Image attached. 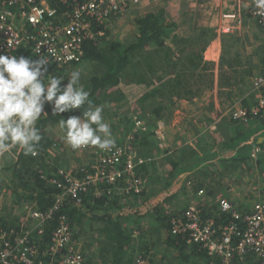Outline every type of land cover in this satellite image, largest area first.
<instances>
[{
	"label": "built area",
	"instance_id": "built-area-1",
	"mask_svg": "<svg viewBox=\"0 0 264 264\" xmlns=\"http://www.w3.org/2000/svg\"><path fill=\"white\" fill-rule=\"evenodd\" d=\"M144 0H0V54L16 56L17 50L29 44L38 58L48 61L50 67L63 68L80 62L85 55L84 45L89 39L103 35L101 24L110 16H129L131 9H138ZM61 3L69 17L61 22ZM210 4V2H209ZM57 5V6H56ZM212 5V4H211ZM222 11L219 29L231 33L232 27L249 17L258 27L264 42V15H258L254 0H220ZM138 11H140L138 9ZM145 11V12H144ZM141 11L146 13V10ZM63 21V20H62ZM230 23L232 26H227ZM7 42L10 46L7 45ZM48 72V70H47ZM45 73V75L47 74ZM253 89L258 93V103L247 109L240 107L233 117L245 121L252 113L264 108V72L252 78ZM134 133L125 141H115L109 150L94 146L89 149L93 160L86 166L59 167L56 175L45 179L59 190L52 208L44 211L29 203L27 217L33 222L20 228L6 226L0 215V264H86L85 253L76 240L68 217L61 215L58 225L45 238V225L56 214L62 201L68 197L81 203L85 194L93 191L102 194L140 195L146 190L145 181L137 174V168L152 160L134 143L138 129H145L136 117ZM256 151L251 153L254 158ZM255 159V158H254ZM80 171V172H79ZM190 186V182H187ZM199 188L197 194L206 195ZM219 210L227 214L224 221L204 218L206 203L196 201L171 223V233L181 235L188 245H198L202 258L195 264H264V202L253 204L248 210H239L233 201L218 197ZM133 264H158L152 257L138 254Z\"/></svg>",
	"mask_w": 264,
	"mask_h": 264
},
{
	"label": "trees",
	"instance_id": "trees-1",
	"mask_svg": "<svg viewBox=\"0 0 264 264\" xmlns=\"http://www.w3.org/2000/svg\"><path fill=\"white\" fill-rule=\"evenodd\" d=\"M57 4H60L59 6L56 5L60 10H69L63 4ZM60 18L63 21L69 20L68 16H61ZM115 18H118V16H110L106 23L101 24L100 30L107 33V23ZM134 22L135 33L132 39H109L105 33V35L89 39L85 42V55L80 62L71 63L63 68L50 67L44 77L45 82L52 76H57L63 77L62 86L66 85L69 74L74 70H79L81 72L80 83L90 93L89 100L93 108L101 104L122 100L123 93L119 85L123 82L127 83L134 94V98L136 97L141 102L150 100L149 98L155 96L159 90H162V92L167 90L170 81L168 82L166 77L171 74H175L178 82L182 83L183 76L180 74V69L184 61L177 62L176 58L181 59V57L179 53L173 56V48L168 44L170 39L175 42L174 38L178 37L176 33L172 34L175 30L174 24L166 18L162 10L158 9L140 14ZM16 56H24L33 60L39 59L29 44L21 46L17 50ZM191 57L188 59L189 64L194 65L196 68L197 63L193 60L194 54ZM83 66H90L93 69L85 71L86 69ZM177 67L179 68L176 69ZM142 84H145V89H147L143 94L137 90V87ZM258 99L259 97H257L254 106L258 103ZM88 108L89 104L86 103L80 109L53 114L52 106L49 104L46 112L41 114L36 124L42 136L41 141L36 146L37 155H25L22 151L17 150L15 160L12 159V161L6 163L0 161V182L5 184L23 204L26 203V206L31 203L38 209L46 211L55 204L60 190L44 177V175L54 176L58 170V167L49 160L52 157L49 153L50 147L58 143H56L50 130L52 126L60 123L61 120H66L72 116L83 118V111ZM254 118L257 125L250 129L249 127L252 126L251 123ZM233 121L239 123L237 127L233 128L235 135L225 139L218 146L214 144V148L208 153L206 152L203 161L197 159V166L205 164V166L211 167L210 163H212L213 158L218 157V160L222 163L233 162L235 164L233 168L236 167L237 169L241 165L249 164V160L252 158L251 151L264 148V142L258 143L259 137L254 135L256 132L263 131L261 134L264 136V108L252 113L245 121L235 118ZM223 147L231 148L234 155L230 158L218 155V151ZM143 153L147 156L149 154L144 151ZM193 156H196L194 152ZM147 163L149 162L143 163L137 168L138 175H140V170L146 168ZM172 164L175 166L176 172H171L173 179L166 182V190L161 196L162 200L151 203L152 200L146 198L145 202L137 207L122 202L113 192L96 196L93 191L85 194L81 203L76 202L71 197L64 199L56 210V215L45 225L46 240L49 239L51 230L58 225L59 217L64 214L68 217L70 225L76 228V234L78 227L86 222V219L91 222L103 223V227L100 229L101 232L105 233L106 238L104 237V241H101V243H104L103 247L106 251L103 250L99 255H101V259H104V255L111 249L109 254V256H112L111 260L99 261L95 259V254L91 252L90 245L84 244L86 264H133L136 255L144 251L146 253L143 254H148L152 248H157V244L160 243L176 249L180 254L178 258L180 261H184L185 264H195L190 261L189 257L194 255L196 258H202L203 254L199 251V246L188 245L183 236L171 233L172 219L178 214L169 210L170 207L159 205L161 201L167 202V197H169L167 188L171 187L172 182L179 179L183 183L187 177L180 176L187 167L185 163L173 162ZM193 168L187 170L191 171ZM207 189L210 190L209 187ZM145 193L146 191H143L141 195H145ZM203 210L205 211L203 212L204 218L212 217L217 221H224V217L227 215L219 210L216 203L209 205V202H207ZM149 216L152 219L154 218L155 227H153V230L152 227L146 229L141 225V219L149 218ZM122 217L126 221L121 222ZM3 220L6 226L20 228V224L16 220L12 221V224L7 223L4 218ZM73 230L75 231V229ZM155 234H157V237Z\"/></svg>",
	"mask_w": 264,
	"mask_h": 264
},
{
	"label": "rangeland",
	"instance_id": "rangeland-1",
	"mask_svg": "<svg viewBox=\"0 0 264 264\" xmlns=\"http://www.w3.org/2000/svg\"><path fill=\"white\" fill-rule=\"evenodd\" d=\"M147 1L148 0H144L142 3L146 12H148V9L150 11L157 9L162 10L166 18L175 26V30L173 32H175L178 37L174 38L175 42H172L170 39L168 44H170L173 48V56H175L176 53H179L181 59L176 58L177 62L181 63L184 61L183 65H181L182 68L180 69V74L183 76V81L182 83H179L175 74L167 76L166 80L168 82L170 81V84L167 85V90L163 92L162 90H159L155 96L149 98L150 100H144L143 102L139 101L137 98H134V94L131 92L127 83L123 82V87L120 88V90L123 93L122 100L125 99V97L126 99L102 106V116L104 121L110 125L112 137L117 142L124 141L128 135L134 133L133 131L136 126L135 118L138 117L142 121L145 130L138 129V133L135 136L134 142L140 149L148 150V156L154 160V158H156L155 154L157 155L158 153L156 149L154 150V148H157V146L161 144L157 142L155 138L156 134L160 135L161 129L164 128L165 130V126L169 121L175 120L178 122L181 120L185 125H188V130L185 129L180 132L182 135L185 133L188 135H192L193 133V135H195L191 128L193 127L195 130L199 129V139L202 141L203 139H206V147H209L210 143L208 140L212 139L213 135L216 137V135L220 134L221 141H223V136H234L235 131L233 128L237 127L239 123L233 121V113L237 111V106L239 105L237 104V100L241 97L239 93L231 90L229 87H225V89L223 87L219 88L218 94L222 100L220 101L221 104L219 106L217 105V109L215 105L209 102V100H204V102L207 101V104L203 106L198 104L200 99L193 100L191 98H197L199 94L202 93V90L204 91V89H207L210 86L211 90L214 86L213 84L215 78L207 73L211 68H213V60H209V62L203 64L204 55L216 59L218 57L221 59V61L228 63V66H230V63L241 64L244 60L250 62L251 58H254L255 55H258V59H260V61L262 60L261 57H264V50L261 43L262 40L258 33L256 34V28L254 29L253 40L251 43H249L250 45H247L243 42L246 40L247 36L250 38V33L248 32L251 28L256 26L255 23L253 20L247 17L246 24L244 23L243 25V23H237V25H234L232 29H230L231 33H226L222 31L223 28L219 29L220 23L216 25L215 21H211V19H217L218 22H221L220 13L222 11V7L220 6V0H156L150 6H147ZM138 6H140L138 8L139 10L144 8L141 5ZM138 9L135 8V10H130L132 16H118V18L111 19L106 25L107 33L103 30L107 38L132 39L135 33L134 20H136L140 14H143V12H138ZM62 15L66 16L63 13ZM203 17L206 18L207 22L209 19V24L211 26L208 28L202 25L201 21ZM60 21L65 22L62 20ZM227 24L229 27L232 26L230 23ZM181 28L184 30L183 33L179 32V29ZM173 32L172 34H175ZM193 54L194 61H197L196 68L194 65L189 64L188 60ZM255 64H249L251 73L253 71L254 73L259 72L261 69V63L259 66H255ZM86 66H83L84 69H86L85 71L93 69V67L88 66V68ZM178 68L179 67L176 69ZM229 68L226 71H221L222 77L220 76V84H228L229 86L231 85L230 83L234 84L233 87H235V89L241 88V93L248 96V102H252L251 99L256 94L250 90L252 89L251 86L247 87V81H245L244 84L241 83L240 80L242 79H239L241 78L239 73H234ZM219 69L222 68L219 66ZM222 78L225 80V83H223ZM237 82L240 83L241 87L237 84ZM140 89H142V92L145 91V84H142L141 87H137L139 93H142ZM186 98H190L191 100L187 101L188 103H186ZM205 99H207V97ZM185 105V110H183L182 108ZM48 106L49 103L46 102L42 114L46 112ZM207 108H209V110H207ZM256 123L257 121L254 118L251 125ZM154 126L156 128L155 132H153ZM50 132L57 143L60 136H58L55 128H51ZM157 138L160 139L159 137ZM225 139L227 138L224 137V140ZM53 147L54 145L50 147L51 150L49 153L52 157L49 158V160L56 167H67L68 164L65 162L70 161L68 158L69 156L73 157V160H75L74 162L76 163L75 165L77 166V169L80 166H86V164H77L78 159L81 158V156H78L80 153L79 149L74 151L73 149L70 150L68 148V150L64 149L61 151V153H59L53 150ZM16 151L17 149L13 148L10 153L0 156V161L2 163H6L8 161H12V159L15 160L17 156ZM83 153L87 154V152ZM254 158L256 159V162L260 164V169H264V151L262 149L257 150V152H255ZM85 160H87V158ZM234 165L235 164L233 162L225 164L223 162L221 167H215V164H212L211 168L210 166L204 167V173H206V176L209 178L212 176L211 179L216 183L215 187L219 186L220 191L221 187H223L222 194L216 195L217 198L221 196L230 199L241 211L252 208L253 204L259 201L264 202V198H262L264 195V188H262V190L254 188H259V185L262 186V183L256 184V181L264 177V171L255 173V175H253V173L250 174L246 172L245 166H247V164L241 165L239 168H237V170L236 167L233 168ZM149 168V171L148 168H146V170H143L139 173V176L145 181V195H141L142 193L139 196L138 194L134 193L129 195L116 193L115 195L119 197L118 199L124 203H128L129 200H133L137 201L139 204L143 203L146 198L153 200L158 199V197L163 194V189H165L166 186L161 185L160 183L157 184L156 178L151 179L146 176L148 173H151L150 176H155L153 171L156 168ZM159 169L162 172V167ZM238 170L241 171L240 174H235V172H238ZM225 172H228L227 175L229 176H227ZM262 180L264 182V178ZM187 182H190V185L193 186L191 180H186V183ZM217 198L213 202H209V205L216 203ZM159 205L166 207V203L163 201H161ZM209 211L211 212V210ZM0 214L6 220V222L10 224H12L14 220H16V222L19 224H21L22 221L25 224L33 222L27 217L26 203L23 204L22 201L15 197V194H13L12 191L1 182ZM145 219L146 218L141 219V225L144 228L148 229L152 226L155 227L151 220H148V222H143ZM84 223L78 227V236L76 234V228H73L75 229L74 233L76 240L82 249L84 248V244L90 245L91 252H93L95 255H99V249L101 246L103 247L104 243L98 242L97 236L93 237L94 232L100 230L98 228L97 230L93 231L94 228H97L98 224L96 223L97 225L95 226L94 222L91 221ZM136 233H138V231H136ZM155 236L157 237V234H155ZM143 253H146V251ZM143 253L141 254L144 256L154 258L158 264H185L184 261H180V259H178L180 254L176 249H173L163 243L157 244V248H152L148 254ZM96 257L101 259L99 256ZM189 259L191 262H194V255H190Z\"/></svg>",
	"mask_w": 264,
	"mask_h": 264
},
{
	"label": "clouds",
	"instance_id": "clouds-1",
	"mask_svg": "<svg viewBox=\"0 0 264 264\" xmlns=\"http://www.w3.org/2000/svg\"><path fill=\"white\" fill-rule=\"evenodd\" d=\"M254 4L257 14L264 15V0H254ZM62 13L67 12L63 9ZM7 45L10 46L8 42ZM47 65L48 61L41 58L0 54V156L13 148L25 155H37L36 146L42 136L36 124L46 102L51 104L53 114L89 104L83 118L72 116L60 121V127L65 130V142L72 149L114 147L110 125L102 116L103 107L91 106L90 93L80 83L81 72L72 71L68 83L62 86L63 77L52 76L45 82Z\"/></svg>",
	"mask_w": 264,
	"mask_h": 264
},
{
	"label": "crops",
	"instance_id": "crops-1",
	"mask_svg": "<svg viewBox=\"0 0 264 264\" xmlns=\"http://www.w3.org/2000/svg\"><path fill=\"white\" fill-rule=\"evenodd\" d=\"M155 1L156 0H151V1L148 0L147 1V6H150ZM143 10H145V7L142 8V10H140L138 12H141ZM148 11H150V10L148 9ZM129 16H132V14L129 15ZM204 17L202 18V21H201L202 25L204 27L208 28L209 26H211L209 24V19H208V22H207L206 18H204ZM211 21H215L216 25L219 24L217 19H215V20L211 19ZM246 21H247V17L245 16V21H244L245 24H246ZM255 28H256V34L258 33V35L260 36L259 31H258L259 30L258 27L254 26L248 32V33H250V38L247 36L246 40L243 41L245 44L250 45L249 43L252 42ZM251 31H253V32H251ZM179 32L183 33L184 30L181 28V29H179ZM173 33H175V32H173ZM260 38H261V36H260ZM261 40H262V38H261ZM261 43H262V47H263V50H264V42L262 41ZM263 53H264V51H263ZM196 55H198V54H196ZM258 58H259L258 55H255L254 58H251L250 62H247V61L244 60L243 63H241V64L230 63V66H228V63L221 61V59H219L218 57L216 59V58H213V57L210 58L207 55H204L203 64L206 63V62H209V60H213L212 61L213 68H211L210 71L207 72V73L212 75V77L215 78L214 84H213L214 86L212 87L211 90H210L211 86L209 88H207V89H204V91L202 90V93H200L197 98L193 97L191 99H193V100L194 99H200V102L198 104L199 105H203V106H205V104H207L206 103L207 101L204 102V100H209V102H211L213 105H215V107L217 109V107L221 104L220 101L222 100V98L218 94V89L221 88V87H223L224 89H225V87H229V88H231V90L236 91L241 96L237 100V104H239L237 106V109L240 108V107H245L247 109L255 107L257 105V103L255 104V106H254V103L257 100L258 95H257V92L254 91V89H253L252 78H253V76L255 74L264 72V57H261L262 58L261 61ZM195 62L197 63V61H195ZM259 62L262 64L260 71L256 72V73H254V71H253L251 73V69L249 68V64H255L256 63L255 66H259V64H260ZM214 64H215V68H214ZM200 66H199V68H200ZM219 66L222 69H219ZM228 68L230 70H232L234 73H239V75L241 76V78H239V79H242V80H240L241 83L244 84L245 81H247V84H248L247 87L251 86L252 89H250V90L252 92H255V94H256L251 99L252 102H248V100H247L248 96H246V94L244 95L243 93H241V88H238V89L236 88L235 89V87H233L234 84L230 83L231 84L230 86L228 84H224V85L222 83L220 84V76L222 77V72L221 71H223V70L226 71V70H228ZM222 81H223V83H225V80H223V78H222ZM237 84L241 87L239 82H237ZM122 87H123V84H120L119 88H122ZM139 87H141V85H139ZM140 90L142 92V89H140ZM146 90L147 89H145V91H143L142 94L144 92H146ZM244 96H246V97H244ZM206 97H207V99H205ZM186 99H187L186 103H188L187 101L191 100L190 98L189 99L186 98ZM104 105H106V104H101L100 106H104ZM185 107H186V105L183 106L182 109L185 110ZM207 110H209V108H207ZM255 125L256 124H253L249 128L251 129ZM186 126H187V128H186ZM53 128H55L58 136H60L59 137L60 139L58 138V140H59L58 143L54 144L53 150H55V151H57L59 153H61V151H63L64 149L68 150V148L71 150L72 149L71 146H69L65 142V139H64L65 130L60 127V123L52 126V129ZM153 129H154L153 132H155L156 131L155 126H154ZM185 129L188 130V125H185L181 120H179L178 122L175 121V120L169 121L166 124V126H165V130L163 128V129H161V134L160 135L156 134L155 138H156L157 142L161 143V144H159V146H157V148H154V150L156 149V151L158 152L157 155L155 154L156 158H154V160H151L152 162H149L146 165V168H148V171L150 170L149 167H155L156 168L153 171L155 173V176H150L151 173H148V175H146V176H148V178H151V179L156 178L157 184L160 183L161 185H166V182H170L173 179V177L171 175V172L172 171L176 172L175 166L172 164L173 162H177V163H181V164L185 163V166H187L186 169H184L182 171L183 174H180V176H182L183 178L185 176H187L186 178L188 180L192 181L193 186L192 185L188 186L187 183H186L187 179L185 178L183 183H181V180H179V179L178 180L177 179L174 180L172 182L171 187L167 188V190L169 191L168 192V196L169 197H167L168 200L166 202V207L170 206L169 210L175 211L176 212L175 214H178V215H176V217H178L180 214H182V212L189 206L190 203H193V202H196V201H203L205 203L210 202V201L213 202L217 198L216 195L222 194V192H223L222 188L223 187H221V191L219 189V186L215 187L216 183H215L214 180L211 179L212 176L209 178V177L206 176V173H204L205 164L204 165L202 164L201 166H197V164H198L197 163L198 162L197 159L198 160L200 159V160L203 161V159H204L205 155L208 153V151H210V150H212L214 148V146H215L214 144H216V146H218V144H221V143L224 142V137L227 138V139L230 138V136L226 135V136L222 137L223 141H221V137H220L221 135L220 134L216 135V137L213 135L212 139L208 140L209 143H210L209 147H206V145H205V143H207L206 139H203V141L199 139V136H200L199 129L195 130L193 127L191 128L195 135H193V133H192V135H188L186 133L183 134V135L180 134V132H182ZM143 130H145V129H143ZM262 132L263 131H259V132H256L254 134L256 137L257 136L259 137L258 143L264 142V136H262V134H261ZM157 137H159L160 139H158ZM165 137H166V139H165ZM155 143H154V145H155ZM60 146H63V147H60ZM50 150H49V152H50ZM77 150L78 149H76L74 151H77ZM139 150L140 151H144V152H148V150H142L140 148H139ZM262 150L264 151V148H262ZM79 152L80 153L78 154V156H81V158H79L78 161H77L78 165L79 164H83L84 165V164L90 163L91 161H94L93 158H92L93 155L90 153L89 149L83 150V149L80 148ZM83 152H87V154H85ZM193 152L196 154V156H193ZM252 152L253 151H251V153ZM218 155H221L222 157L230 158V157H232V155H234V151H232L231 148L228 149L226 147H223L222 149H220V151H218ZM68 158L70 159V161L65 162L66 164H68L67 168L76 167V165H75L76 163L74 162L75 160H73V157L69 156ZM86 158H87V160H85ZM252 158L249 161V164H247V166H245L246 172L250 173V174L253 173V175H255V173L263 172L264 169H260V164L258 162H256V159L253 158L254 159L253 160ZM75 159H76V157H75ZM218 159H219L218 157L217 158H213L212 163H210V164L211 165L215 164V167L216 166L217 167H219V166L221 167L222 162H220V160H218ZM225 163L226 162H224V164ZM157 165H158V167H157ZM160 167H162V172L159 169ZM192 167H194L193 170H191V171L187 170L189 168L192 169ZM146 168L140 170V172L143 171V170H146ZM236 170H234V171H236ZM240 172L241 171L238 170V172H235V174H240ZM225 173H226V175L228 174V172H225ZM231 173H230V176H231ZM227 176H229V175H227ZM263 178H261L258 181H256V184L262 183V186L259 185V188H257V187H254V188L260 189V190H262V188H264V182L262 180ZM201 186L207 190V193L204 196V200H202L203 197L199 196L197 194V192H196L197 187H201ZM207 187H209V189H210L209 191H208ZM165 190L166 189H164L163 191H165ZM161 196L158 197V199H155V200L151 199L152 200L151 203L154 202V201L162 200ZM262 198H264V195L262 196ZM127 204L130 205V206H137V207L142 205V203L139 204L137 201H133V200H131V201L129 200V202ZM172 207H173V210H172ZM148 220H151L153 222L152 224L154 225V218L152 219L151 216H149V218H146L145 221H143V222H148ZM85 221L87 222V219ZM124 221H126V220L122 217L121 218V222H124ZM92 222H94L95 226L98 224L97 228H94L93 231L97 230L98 228L100 229V228L103 227V223L102 222H98V221H92ZM95 236H97L98 242L101 243V241H104V237L106 235H105V233L101 232V229H100V230H97V232H94L93 237H95ZM103 250L106 251V249L101 246V248L99 249V253H101ZM110 252H111V249L106 255H104L105 257H103L107 261L111 260L112 256H109ZM94 256H95V259H98L99 261H101V259L96 257V256L100 257L101 255H94ZM104 259H102V260H104Z\"/></svg>",
	"mask_w": 264,
	"mask_h": 264
}]
</instances>
